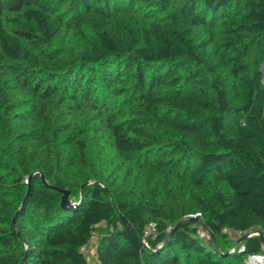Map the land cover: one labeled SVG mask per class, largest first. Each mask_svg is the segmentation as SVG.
Segmentation results:
<instances>
[{
    "label": "trees",
    "instance_id": "trees-1",
    "mask_svg": "<svg viewBox=\"0 0 264 264\" xmlns=\"http://www.w3.org/2000/svg\"><path fill=\"white\" fill-rule=\"evenodd\" d=\"M263 62L264 0H0V264L264 252Z\"/></svg>",
    "mask_w": 264,
    "mask_h": 264
},
{
    "label": "rangeland",
    "instance_id": "rangeland-1",
    "mask_svg": "<svg viewBox=\"0 0 264 264\" xmlns=\"http://www.w3.org/2000/svg\"><path fill=\"white\" fill-rule=\"evenodd\" d=\"M76 37H71L69 35H65L61 38L56 39L55 41V45L62 47L65 52H70L75 46H76ZM262 66V65H261ZM260 66V68H261ZM261 69H264L261 68ZM101 147V146H100ZM106 147V145H102V149H104ZM98 150L97 145L93 144V143H88L87 146V157L90 158L93 156V154ZM147 232L148 231H152V227L151 226H147L146 228ZM240 233H230V236L232 238H237L239 237ZM204 240H208L209 238L207 237H203ZM96 241H97V237L95 236V234L93 236L90 237L89 241L81 248V251L83 254H86L89 251H92L93 249H95V245H96Z\"/></svg>",
    "mask_w": 264,
    "mask_h": 264
},
{
    "label": "built area",
    "instance_id": "built-area-1",
    "mask_svg": "<svg viewBox=\"0 0 264 264\" xmlns=\"http://www.w3.org/2000/svg\"><path fill=\"white\" fill-rule=\"evenodd\" d=\"M188 216L189 217H197V216H200V213L199 212L190 213V214H188ZM222 231L228 232L229 234L233 233L232 230H228L226 228H222ZM253 233H255V232H253ZM196 234H197V236H199L201 238H203V237L209 238L207 231L205 230V228L201 224H199L196 227ZM239 248L241 249L242 245ZM83 255L85 258V264H98V260H97L96 255H95V249H93L92 251H89ZM257 261L264 263V252H259V253H251L250 252V253H246L244 255V260H243L244 264H255Z\"/></svg>",
    "mask_w": 264,
    "mask_h": 264
},
{
    "label": "water",
    "instance_id": "water-1",
    "mask_svg": "<svg viewBox=\"0 0 264 264\" xmlns=\"http://www.w3.org/2000/svg\"><path fill=\"white\" fill-rule=\"evenodd\" d=\"M261 65H262L261 68H263L264 67V62ZM60 191H61L60 205L62 207H69V206L73 205L74 203L71 202V200L67 198L68 191L64 190V189H60ZM176 226H177V224L175 225V227ZM203 227L205 228L204 225H203ZM205 230L207 231L209 237L213 240V234L211 233V231L209 229H207V228H205ZM244 236H246V235H244ZM259 239L261 241H263L262 235L259 236Z\"/></svg>",
    "mask_w": 264,
    "mask_h": 264
},
{
    "label": "bare ground",
    "instance_id": "bare-ground-1",
    "mask_svg": "<svg viewBox=\"0 0 264 264\" xmlns=\"http://www.w3.org/2000/svg\"><path fill=\"white\" fill-rule=\"evenodd\" d=\"M255 264H264V263H261L260 261H257Z\"/></svg>",
    "mask_w": 264,
    "mask_h": 264
}]
</instances>
